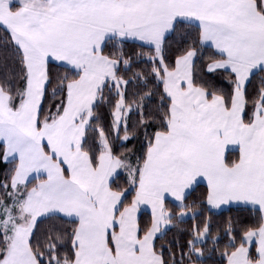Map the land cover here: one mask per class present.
<instances>
[{"label":"snow or ice","instance_id":"obj_1","mask_svg":"<svg viewBox=\"0 0 264 264\" xmlns=\"http://www.w3.org/2000/svg\"><path fill=\"white\" fill-rule=\"evenodd\" d=\"M0 264H264V0H0Z\"/></svg>","mask_w":264,"mask_h":264}]
</instances>
